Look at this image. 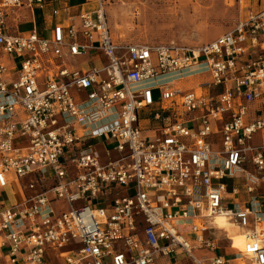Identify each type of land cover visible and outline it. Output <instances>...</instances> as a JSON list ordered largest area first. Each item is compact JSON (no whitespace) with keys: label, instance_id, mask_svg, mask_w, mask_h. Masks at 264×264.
<instances>
[{"label":"built area","instance_id":"built-area-1","mask_svg":"<svg viewBox=\"0 0 264 264\" xmlns=\"http://www.w3.org/2000/svg\"><path fill=\"white\" fill-rule=\"evenodd\" d=\"M229 1L228 32L179 47L114 40L101 0L21 33L62 0H0V264H264V0Z\"/></svg>","mask_w":264,"mask_h":264},{"label":"rangeland","instance_id":"rangeland-1","mask_svg":"<svg viewBox=\"0 0 264 264\" xmlns=\"http://www.w3.org/2000/svg\"><path fill=\"white\" fill-rule=\"evenodd\" d=\"M101 1L112 38L118 42L133 44L197 46L228 32L235 22L244 16L243 10H239L236 3L229 0ZM20 29L24 31L29 29V26H21ZM193 84L194 80H188L178 83V86L188 88ZM153 98H156L155 93ZM260 141V138L256 136L253 144H259ZM98 142H102L104 147L108 148L101 138ZM230 182L232 180L225 183L229 185ZM234 182H240V175L235 176ZM6 195L8 196L9 193L6 192ZM52 207L57 210L62 207V210H66L61 201L53 202ZM261 230L263 229H260V232ZM236 232L241 233L237 229ZM238 243L237 241L234 246H238ZM241 249V247L232 248L228 249V252L236 253ZM155 264L176 263L162 258ZM179 264L188 263L180 262Z\"/></svg>","mask_w":264,"mask_h":264},{"label":"crops","instance_id":"crops-1","mask_svg":"<svg viewBox=\"0 0 264 264\" xmlns=\"http://www.w3.org/2000/svg\"><path fill=\"white\" fill-rule=\"evenodd\" d=\"M84 0H62L61 3H54L51 4V6H49L48 8H46L44 11L40 12L38 10H32L31 12V16L28 14V12H22V16H25V19L22 20V23L20 25L21 26H29V29L22 31L19 27V31L21 33H25L29 30H31L32 27L35 28V30L37 31L38 34L41 33V31L45 28L49 27V21L47 23V15L49 14L50 10L52 8H58L61 10V8L63 6H66V9L63 11H59L58 16L56 17L57 21H63L65 20L67 17H71V16H75V14L79 11V9L83 8L84 6L83 4ZM38 20V21H37ZM47 23V24H46ZM99 63H95V65H98ZM65 66L70 69V70H81V71H85L88 68L91 67V62L85 58V57H77L74 58L72 60H65ZM103 141V140H102ZM92 145L94 146V148L96 150L101 151L102 148H104V145L102 142H98V139L94 140L92 142ZM6 192L9 193V195H6ZM5 194L2 195V199L4 201H8L9 204L15 203L18 200V196L17 194L12 195L9 191H6ZM260 202L263 204V209H264V199L260 198L259 199ZM215 224V227L212 225V223L210 222L209 225L215 229H217L216 227V222L213 221ZM261 225H258V229L261 228ZM215 233L217 234V236L219 237H226L230 242H231V247L232 248H242V246L238 245V246H234V244L238 241L240 243V240L238 239V237L240 236L239 233L238 237L236 238H230L227 236L226 232H224L223 230H216ZM238 243V244H239ZM223 244H221L222 246ZM239 252V251H236ZM222 254H225V256L227 257V259H231L232 255L234 253L232 252H228V249H224V251L222 252Z\"/></svg>","mask_w":264,"mask_h":264},{"label":"bare ground","instance_id":"bare-ground-1","mask_svg":"<svg viewBox=\"0 0 264 264\" xmlns=\"http://www.w3.org/2000/svg\"><path fill=\"white\" fill-rule=\"evenodd\" d=\"M216 222V227L218 230H223L224 232H226L227 236L230 238H237L238 236L236 235V228L234 227V225H232L231 223H229L225 218H223L222 216H215L213 217L210 222L212 223V225L215 227L214 222ZM260 225V224H258ZM258 225L257 227H255V231L260 233V229L264 228V225H261V228L258 229ZM217 229L214 228V230L216 231ZM238 234V233H237ZM217 236V234H216ZM238 239L240 240L239 245L242 246L244 241L246 240V237L244 236L243 233L240 234V236L238 237Z\"/></svg>","mask_w":264,"mask_h":264}]
</instances>
